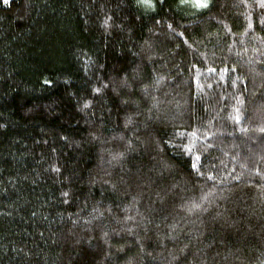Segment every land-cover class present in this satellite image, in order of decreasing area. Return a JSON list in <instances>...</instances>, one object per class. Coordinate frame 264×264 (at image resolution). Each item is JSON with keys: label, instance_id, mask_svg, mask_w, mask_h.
<instances>
[{"label": "trees", "instance_id": "1", "mask_svg": "<svg viewBox=\"0 0 264 264\" xmlns=\"http://www.w3.org/2000/svg\"><path fill=\"white\" fill-rule=\"evenodd\" d=\"M261 18L0 0V264H264Z\"/></svg>", "mask_w": 264, "mask_h": 264}, {"label": "snow or ice", "instance_id": "2", "mask_svg": "<svg viewBox=\"0 0 264 264\" xmlns=\"http://www.w3.org/2000/svg\"><path fill=\"white\" fill-rule=\"evenodd\" d=\"M165 2V0H137V4L139 6H142L146 9H155L157 4L163 5ZM4 3L7 4L9 3V0H4ZM181 4H189L194 8L197 9H209L211 7V3L212 0H180ZM259 6L261 8H264V0H259ZM259 23L261 25V27H264V18H261L259 20ZM169 27H171V25H169ZM249 28H252L253 25L249 24L248 26ZM212 71H215V69H213ZM47 83V81H46ZM122 87H130L127 82L122 83L121 85ZM210 86V85H209ZM105 87H107V85H105ZM97 92H99V89H96ZM143 91L146 93V95H151V93H148L147 88H144ZM154 98V97H153ZM85 107H88L87 104H85ZM153 107H155V105H153ZM149 111H151V109H149ZM237 121L239 122V117H236ZM132 123V119L131 117H129L126 121V127L128 124ZM262 132H264V128L261 129ZM132 150V142L131 140H128L125 142V150L124 151H117L116 153L112 154V160L116 161V162H120L121 160H124L126 158V154L127 152ZM197 159H199V157H197ZM193 168L197 171V173L201 176H204L205 174L201 171V169L197 168L196 165H193ZM57 171H59V169H56ZM206 179L211 180L212 177L211 176H207ZM114 187V186H113ZM164 194L163 196L161 195V192H157L156 193V197L159 199L160 203L163 204L164 203V199L167 196V192L165 190H161ZM65 195H67V193H65ZM207 200V196H201V198L199 200H193L190 201L184 205H182V211H184L187 215H195L197 218H199L203 213L207 212L208 209L204 206V202ZM108 211H110V209H108ZM100 215H103V213H100ZM129 219H134V217H125V220H129ZM151 221H149L150 223ZM175 225H172L173 230H175ZM182 230V229H181ZM129 232H131V228L128 229ZM105 236H107L108 234L105 233ZM190 239H189V243H191V238H192V233L189 232L187 234ZM166 239L169 240H175V237H173L170 233L167 234ZM163 243H161V247H163ZM188 248V244H185L184 248L179 249L180 253H184L185 250ZM187 255H185L184 260L187 261ZM172 259L175 261H179L180 260V256L179 255H172Z\"/></svg>", "mask_w": 264, "mask_h": 264}]
</instances>
